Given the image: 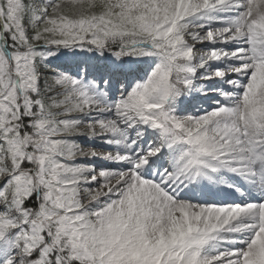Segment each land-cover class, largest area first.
Segmentation results:
<instances>
[{"label": "snow or ice", "instance_id": "1", "mask_svg": "<svg viewBox=\"0 0 264 264\" xmlns=\"http://www.w3.org/2000/svg\"><path fill=\"white\" fill-rule=\"evenodd\" d=\"M0 264H264V0H0Z\"/></svg>", "mask_w": 264, "mask_h": 264}]
</instances>
